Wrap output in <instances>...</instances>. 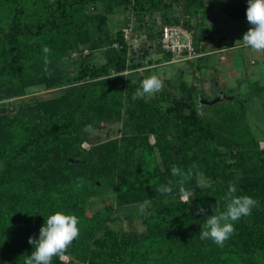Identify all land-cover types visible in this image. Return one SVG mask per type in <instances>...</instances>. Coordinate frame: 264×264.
Wrapping results in <instances>:
<instances>
[{
  "label": "trees",
  "instance_id": "trees-1",
  "mask_svg": "<svg viewBox=\"0 0 264 264\" xmlns=\"http://www.w3.org/2000/svg\"><path fill=\"white\" fill-rule=\"evenodd\" d=\"M210 1L0 0V91L21 96L44 82L46 56L54 72L55 64L93 32L108 46L105 63L80 71L77 80L88 78L86 84L38 103L35 116L24 109L13 116L0 112V264H24L34 250L29 237L39 238L46 218L57 211L79 217L80 235L65 253L70 260L57 256L52 264H264V146L246 115L250 99L230 89L213 101L184 84L178 96L160 93L133 101L144 79L135 77L143 66L135 55L145 58L144 50L133 48L124 27L116 33L108 27V17L119 8L149 31L160 24L159 16L163 24L185 17L198 52L214 36L202 22H194ZM247 7V0L223 4L233 19L245 18ZM157 32L159 45L160 28ZM250 95L264 99V85L250 86ZM126 101L134 116L140 117L139 109L144 112L145 119L135 122L141 134L113 139L91 152L83 148L89 115L121 118ZM98 149L100 159L94 155ZM194 162L205 187L193 176L183 192L178 186L171 194L155 191L179 179L172 177L173 165L186 171ZM229 182L259 206L235 222L236 232L221 248L200 239L207 217L197 208L211 215L219 200L223 210ZM102 186L115 188L120 206L145 203L144 232L115 230L107 223L108 208H89L88 200Z\"/></svg>",
  "mask_w": 264,
  "mask_h": 264
},
{
  "label": "rangeland",
  "instance_id": "rangeland-1",
  "mask_svg": "<svg viewBox=\"0 0 264 264\" xmlns=\"http://www.w3.org/2000/svg\"><path fill=\"white\" fill-rule=\"evenodd\" d=\"M226 1L211 0L208 12L206 13L207 16L204 17L206 26L214 27L218 31V34L213 39L214 44H216V47L239 45L234 49L229 48L226 53L228 55L236 53L239 59L243 56L246 60H254L257 64L246 63L248 70L255 68L257 65L260 66L264 58V51H253L251 48L244 47L241 41L243 34L251 27L247 22V17L241 19L231 18L223 9V4ZM203 15L204 12L203 14L200 13L194 22L200 21ZM153 18L151 17L149 20ZM127 26L132 27L129 42L133 45L134 49H143L145 53V58H141L138 53L135 55V61L143 62V66L137 70V76L135 77L146 78L156 75L163 81V90L154 96L160 93L178 96L181 94L184 84L187 86L194 85L203 93V88L200 85L202 82L199 81L200 74L206 80L207 86H209L211 69L204 66L205 63L202 59H195L193 62H190L193 58L182 59L174 56L170 59L159 49L158 24L157 27H154V30L149 31L145 25L135 22L132 13L123 8L117 9L115 14L108 17V27L112 33H116L119 28ZM107 49V44L101 42V36L93 32L89 40L71 49L64 59L55 64V71H51L52 75L50 77L46 75L44 82L27 87L25 93L21 96L11 95L8 91H0V112L4 110L8 116H13L18 110L24 109L31 116H35L38 113V103L52 100L73 87L76 90L79 86L86 84L85 81H88V78L82 81L77 80V77L81 73L80 71L87 66H99L105 63L107 60ZM208 63L212 65L210 66L212 68L215 63L222 68L221 62L215 54L213 57H208ZM254 79L256 80L254 75L247 79L249 86L264 85L263 78V80L256 81ZM240 85L242 86L232 90L235 93L241 94L242 98L245 99L247 97V99H250L249 102L251 103L247 102L246 115L252 124L253 133L256 137L260 138V145L264 146L262 139L264 136V99L260 100L257 97L251 96L250 88L248 91H245L247 86L245 84ZM222 89L228 92L230 88L222 87ZM216 92L217 88L214 86L206 90V93H209L208 96L213 101L219 98ZM202 95H205V93ZM154 96L146 97L151 98ZM130 104L129 101L125 102L123 116L118 119L101 120L96 118V116L89 115L84 126L92 124L96 131L94 134L86 133L87 137L82 141V147L91 152L95 147L110 143L113 139L122 138L135 132L137 135H140L141 133L136 124L144 120L145 115L142 109H139L140 117L134 116L131 112L132 110L129 108ZM150 141L155 143V134L150 135ZM106 148L108 150L111 147ZM94 155L100 159V150L98 149L94 152ZM108 155L111 158L110 154ZM157 155L159 157V154ZM3 168L4 161L0 158V170ZM114 190L115 188L112 186H102L100 193L88 200L89 208L92 211L108 208L110 212L107 223L115 230L125 229L138 233L144 232L146 225L143 222L142 216L145 211L142 213L140 209L141 207H145V203L138 202L120 206L118 205L117 195ZM182 199H187V195H183ZM61 260L69 261L70 258L64 255V258Z\"/></svg>",
  "mask_w": 264,
  "mask_h": 264
},
{
  "label": "clouds",
  "instance_id": "clouds-1",
  "mask_svg": "<svg viewBox=\"0 0 264 264\" xmlns=\"http://www.w3.org/2000/svg\"><path fill=\"white\" fill-rule=\"evenodd\" d=\"M246 10L247 22L251 27L243 34L241 39L243 46L251 48L253 51H264V0H247ZM48 46L43 47V52H50ZM50 61L47 56L44 61V72L50 77L52 72L48 65ZM127 75V74H124ZM163 90V81L156 75H151L141 81L140 87L132 95L133 101L146 96H154ZM95 128L92 124H87L83 132L94 134ZM172 177H178L177 180H169L166 184L159 185L155 191L159 194H171L174 186H178L183 192L184 184L191 177H197V185L201 188L206 185L199 179L198 165L194 162L185 171L180 167L173 165L171 168ZM187 203L188 201H184ZM259 206V201L250 195H238L237 186L229 182L227 192L223 197V210H221V201L218 200L214 206L213 214L207 215V210L201 206L197 208V213H204V221L200 239H211L219 247H224L225 242L236 232L235 222L242 217L250 216L253 208ZM143 213L145 209L141 207ZM79 217L63 211H57L46 218V222L41 227L39 238L29 237L28 243L34 245L31 255L25 258L24 264H52L54 257L64 258L68 248L74 240L79 238L80 228Z\"/></svg>",
  "mask_w": 264,
  "mask_h": 264
},
{
  "label": "crops",
  "instance_id": "crops-1",
  "mask_svg": "<svg viewBox=\"0 0 264 264\" xmlns=\"http://www.w3.org/2000/svg\"><path fill=\"white\" fill-rule=\"evenodd\" d=\"M206 13H204L203 15L204 17L207 16ZM204 17L200 20V22L203 23L205 28L212 30L214 32V36L218 34V31L214 27L206 26ZM214 36L207 41H203L200 44V48L202 49L198 51L199 56L190 60V62H193L195 59H202V61H204L205 63L204 66H206L207 68L209 67L211 69L209 86H207V82L206 80H204V77L201 76V74L199 75V81L202 82L200 85L203 88V93L209 95V93H206V90L207 89L209 90V88L214 86L215 88H217L216 94L217 93L222 94L223 92H226L225 90L222 89V87L237 89L238 87L242 86L240 84H245L247 86V88H245V91H248L250 88L249 83H247L248 78H251L252 75H254L256 80L264 79V58L262 59L260 66L257 65L255 68L248 70L246 68V63L249 62L253 64H257V63L254 60H250V61L249 59L246 60V58L243 56L241 57V59H239L236 53H231L228 55L226 52L229 50V48L234 49L239 45L230 46V47H222V46L216 47V44H214L213 42ZM214 54L218 56L222 68L220 65L217 66L216 63L213 66L214 69L210 67L212 65H209L208 57L209 56L213 57Z\"/></svg>",
  "mask_w": 264,
  "mask_h": 264
},
{
  "label": "built area",
  "instance_id": "built-area-1",
  "mask_svg": "<svg viewBox=\"0 0 264 264\" xmlns=\"http://www.w3.org/2000/svg\"><path fill=\"white\" fill-rule=\"evenodd\" d=\"M158 21L160 23L159 45L163 51L171 52L174 56L182 59H192L199 56L193 32L185 25V17L175 24H163L160 16ZM123 31L125 38L129 41L132 27H124Z\"/></svg>",
  "mask_w": 264,
  "mask_h": 264
}]
</instances>
